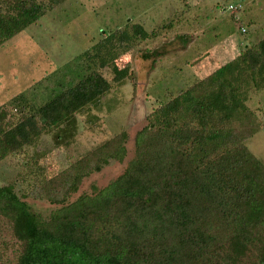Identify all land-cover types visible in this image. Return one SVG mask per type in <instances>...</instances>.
Segmentation results:
<instances>
[{
	"label": "trees",
	"instance_id": "obj_1",
	"mask_svg": "<svg viewBox=\"0 0 264 264\" xmlns=\"http://www.w3.org/2000/svg\"><path fill=\"white\" fill-rule=\"evenodd\" d=\"M64 1L0 0V46ZM148 35L141 25L117 28L78 57L75 83L26 112L24 96L12 99L24 111L13 122L0 110V160L48 130L68 133L112 88L98 68L116 67ZM263 88L264 37L157 106L133 158L104 187L70 200L84 178L125 159L126 130L35 186L34 197L58 205L47 217L13 184L0 185V215L20 244L16 264H264V161L246 143L263 126L250 91Z\"/></svg>",
	"mask_w": 264,
	"mask_h": 264
},
{
	"label": "rangeland",
	"instance_id": "obj_2",
	"mask_svg": "<svg viewBox=\"0 0 264 264\" xmlns=\"http://www.w3.org/2000/svg\"><path fill=\"white\" fill-rule=\"evenodd\" d=\"M263 4L264 0H66L47 10L0 46V110L7 111V120L15 122L24 111L12 104L15 97L24 96L26 112L75 83L83 73L84 62L78 57L108 33L141 25L149 35L137 37L129 50L121 51L116 67L98 68L112 88L98 106L77 114V124L68 133L58 138V128L48 130L33 145L0 160V185L13 184L33 210L47 217L58 205L34 197L35 186L126 130L125 159L111 161L84 178L70 200L107 185L133 158L135 135L157 106L234 58L243 45L264 37ZM247 103L263 126L246 143L264 161V88L252 89ZM0 251V264L17 263L20 244L1 215Z\"/></svg>",
	"mask_w": 264,
	"mask_h": 264
},
{
	"label": "built area",
	"instance_id": "obj_3",
	"mask_svg": "<svg viewBox=\"0 0 264 264\" xmlns=\"http://www.w3.org/2000/svg\"><path fill=\"white\" fill-rule=\"evenodd\" d=\"M230 8H232V9H234L235 8V6H233V5H230ZM243 31H245V29H242Z\"/></svg>",
	"mask_w": 264,
	"mask_h": 264
},
{
	"label": "crops",
	"instance_id": "obj_4",
	"mask_svg": "<svg viewBox=\"0 0 264 264\" xmlns=\"http://www.w3.org/2000/svg\"><path fill=\"white\" fill-rule=\"evenodd\" d=\"M264 5V4H263Z\"/></svg>",
	"mask_w": 264,
	"mask_h": 264
}]
</instances>
